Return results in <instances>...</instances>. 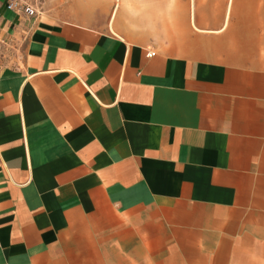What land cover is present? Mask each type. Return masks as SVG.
<instances>
[{"label":"crops","instance_id":"1","mask_svg":"<svg viewBox=\"0 0 264 264\" xmlns=\"http://www.w3.org/2000/svg\"><path fill=\"white\" fill-rule=\"evenodd\" d=\"M8 1L0 264H264V0Z\"/></svg>","mask_w":264,"mask_h":264},{"label":"built area","instance_id":"2","mask_svg":"<svg viewBox=\"0 0 264 264\" xmlns=\"http://www.w3.org/2000/svg\"><path fill=\"white\" fill-rule=\"evenodd\" d=\"M8 7L17 11L25 12L29 15L37 13V10L28 5V3L24 0H9ZM148 55H150V53Z\"/></svg>","mask_w":264,"mask_h":264}]
</instances>
